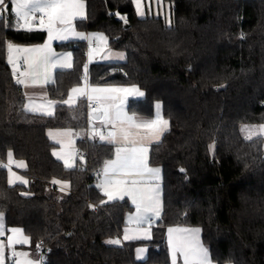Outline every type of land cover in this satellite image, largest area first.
<instances>
[{
    "label": "trees",
    "instance_id": "1",
    "mask_svg": "<svg viewBox=\"0 0 264 264\" xmlns=\"http://www.w3.org/2000/svg\"><path fill=\"white\" fill-rule=\"evenodd\" d=\"M164 1L173 6L172 24L141 19L131 0H86L87 18L76 24L103 32L109 47L127 55L119 65L124 74L110 76L114 65L94 64L91 80L104 81L106 74V81L137 85L145 95L130 100L128 112L150 117L161 103L170 121L149 153L150 165L163 175V212L153 238L119 246L105 241L121 234L133 207L128 199L99 206L103 197L93 175L114 146L81 140L86 162L68 169L52 155L56 145L46 135L87 127L85 101L62 103L84 75L86 43L56 45L72 50L74 67L57 72L49 88L58 102L55 114L30 113L6 45L41 44L46 32L19 28L10 9L0 18V212L7 227L31 236L32 250L45 241L46 264H172L167 229L174 225L200 228L215 264H264V138L247 140L241 131L243 124H264V0ZM116 12L127 15L129 25ZM9 151L26 161L28 186L7 184ZM53 179L68 181L70 190L62 192ZM25 191L32 195L21 197ZM141 244L149 255L139 261Z\"/></svg>",
    "mask_w": 264,
    "mask_h": 264
},
{
    "label": "snow or ice",
    "instance_id": "2",
    "mask_svg": "<svg viewBox=\"0 0 264 264\" xmlns=\"http://www.w3.org/2000/svg\"><path fill=\"white\" fill-rule=\"evenodd\" d=\"M135 12L141 19L146 18L145 8L151 11L152 0H131ZM160 7L161 0H156ZM0 8L7 10L6 0H0ZM10 11L17 18V24L29 32L35 30L45 31L47 40L38 46L23 47L8 42L7 63L12 67V76L17 85L24 89L47 85L53 80V73L57 69H71L73 67V54L57 53L53 41H68L78 39L89 42L88 60L91 62L97 55L104 59H110L111 54H106L108 39L103 33L85 34L76 30L74 22L77 19L84 20L86 16L85 0H11ZM39 14V15H38ZM158 14V13H157ZM115 16L129 25L127 15L116 12ZM169 24L171 21L169 20ZM124 59L121 53L118 57ZM23 61V69L20 62ZM88 64H84L82 83L73 87L68 98L62 103L73 105L80 97H86L89 103V124L91 132L89 139L98 138L99 141L114 146L113 158L103 162L101 170L97 173L100 177L95 187L103 197L99 206L114 201H123L128 198L134 206V213H130L128 223L133 227L124 229V240L151 239L154 220H159L162 212V195L160 188V168H154L149 163V152L153 144H158L168 131L170 121L160 115L161 104L156 103V117L147 121H139L135 114H129L125 110L127 98L130 96L143 97L145 93L138 87H99L89 83ZM28 103L23 105L27 112L39 113L42 116L51 117L54 114L57 101L45 99L37 103L25 92ZM93 104L95 105L93 107ZM98 121L108 128L107 132L95 128ZM259 131L264 133V124L259 126ZM73 135L71 129L53 133L48 136L61 145V150H54L52 155L57 160H62L64 167L71 169L75 166V154L66 150L65 139ZM251 139V135L247 137ZM68 139V145H71ZM215 145L210 146L214 150ZM7 184L27 186L29 181L12 171L13 152L9 151ZM83 161V157H80ZM18 168L26 167L24 161L15 162ZM183 171V170H182ZM54 185H59L64 191L69 187L68 183L61 180H53ZM21 197H28L31 193L25 191L19 193ZM6 199V194H3ZM106 198V199H104ZM96 204H88V208L95 210ZM5 214L0 212V237L5 231L11 234L7 236V242L0 239V264L12 259V264H46L43 255L45 241L41 239L35 244V253L17 251V245H31L32 238L24 234L19 227L5 229L3 221ZM200 228L169 227L168 245L171 251L172 264H177V258L181 257L183 264H213L210 250L200 237ZM107 245L119 246V238L108 239ZM146 250L138 249L139 254Z\"/></svg>",
    "mask_w": 264,
    "mask_h": 264
},
{
    "label": "crops",
    "instance_id": "3",
    "mask_svg": "<svg viewBox=\"0 0 264 264\" xmlns=\"http://www.w3.org/2000/svg\"><path fill=\"white\" fill-rule=\"evenodd\" d=\"M85 4H86V16H87V2H86V0H85ZM6 5H7V10H5L4 8H0V18H3V17H6V15H7V13H8V11H9V9H11V0H6ZM145 11H146V17H156V18H162L163 20H165V22L168 24L169 23V20L171 21V24L173 23V18H174V12H173V6H172V4L170 3V2H166V1H164V0H161V5H160V7H157V4H156V0H152V4H151V11H149L148 9H147V7L145 8ZM158 13V14H157ZM13 15H14V13H13ZM14 22H15V24L18 26V24H17V18L15 17V15H14ZM80 19H77L75 22H74V24H75V27H76V30L78 31V32H82V33H85V34H94V33H99L100 31H89V32H86V31H82V30H80V29H78L77 28V21H79ZM19 27V26H18ZM19 28H21V27H19ZM22 29V28H21ZM24 30V29H23ZM35 30V29H34ZM47 40V33H46V39H45V41ZM44 41V42H45ZM43 42V43H44ZM69 42H72V43H78V42H85L86 43V45H87V59H86V64H88L89 65V68H88V77H89V83L92 85V86H99V87H132V86H136V87H138L137 85H127V84H124V83H122L119 79H114V80H108V81H106V74H104L103 75V79H105L104 81H100V82H97V83H95V82H93L92 80H91V74H90V68H91V66L92 65H94V64H108V65H114L115 67H113V68H111L109 71H110V76H112L113 74H115V73H123L124 74V72H123V70L119 67V65H122V64H124L125 62H126V60H127V55H126V53L124 52V51H121V50H117V49H113V48H111V47H109V43L107 44V49H106V54H111V58L110 59H104L103 58V54L102 55H97V56H95L94 58H93V60L91 61V62H89V60H88V51H89V47H90V45H89V42L88 41H82V40H78V39H70V40H68V41H53L52 42V46H53V48H54V50L57 52V53H67V52H71L72 54H73V52H72V50H70V49H65V50H59L57 47H56V45H60V44H65V43H69ZM43 43H41V44H43ZM15 44V43H14ZM41 44H35V45H20V44H17V45H19V46H23V47H30V46H38V45H41ZM123 54L124 55V59H119L118 57H119V55L120 54ZM11 66V65H10ZM20 67H21V69H23V61H21L20 62ZM73 67H74V55H73ZM73 67L71 68V69H73ZM12 68V67H11ZM71 69H57V70H55L54 71V73H53V80L51 81V82H49L47 85H44V86H42V87H40V86H37V87H34V88H29V89H24L23 88V91H24V95H25V92H27L30 96H31V98H32V100H34L35 102H37V103H40V102H42L44 99H45V97L47 98V99H50V100H55V99H53L51 96H50V93H49V88H50V86L55 82V78H56V73L57 72H59V71H69V70H71ZM81 83H82V79H81V82L78 84V85H76V86H79V85H81ZM76 86H74V87H76ZM73 88V87H72ZM71 88V89H72ZM139 88V87H138ZM71 89L69 90V92H68V94L70 93V91H71ZM140 89V88H139ZM141 91H143L142 89H140ZM144 92V91H143ZM144 97V96H143ZM143 97H136V96H130V97H128L127 98V101H126V105H125V110L128 112V108H127V106H128V102L130 101V100H132V99H142ZM67 98H68V96H67ZM66 98V99H67ZM65 99V100H66ZM55 101H57V100H55ZM80 101H85L86 103H87V98L86 97H80V98H78L77 99V101H76V103L75 104H73V105H67V104H65L66 106H69V107H74V106H76ZM25 103H28V99H27V97H25ZM24 103V104H25ZM57 104H58V102H57ZM57 104H56V106H55V110H54V114H55V111H56V107H57ZM64 104V103H63ZM161 104V103H160ZM87 108H88V106H87ZM88 110V116H87V127H86V129L85 130H80V131H74V130H72V132H73V135L70 137V138H68V139H71V141H72V143H71V145H68V139H65V145L67 146V148H66V150L67 151H69V152H72V153H74L75 154V166L73 167V168H75V167H77L78 165H84L85 164V162H86V158L84 157V155H76V150L79 148V146H78V144H79V142L81 141V140H86V141H97V142H100V143H103V142H101V141H99V139L98 138H96V139H89V133L91 132V128H90V124H89V109H87ZM30 113H32V112H30ZM129 113V112H128ZM34 114H39V113H34ZM53 114V115H54ZM129 114H131V113H129ZM40 115V114H39ZM52 115V116H53ZM136 115V117H137V119L139 120V121H147V120H150V119H155V117H156V108H155V110H154V114H153V116H150V117H147V116H143V115H139V114H135ZM160 115L164 118V116H163V108H162V104H161V109H160ZM164 119H166V118H164ZM94 126H95V128H97V129H100V130H103V131H105V132H107V130H108V128H106L104 125H102V124H100L98 121H96L95 122V124H94ZM67 129H70V128H59V129H48L47 130V132H46V135H47V137L49 138V140L51 141V142H53L55 145H56V147H55V149L54 150H57V151H59V150H61V145L60 144H57L56 142H55V140H53L52 138H50L49 136H48V132L51 130L53 133H56V132H58V131H63V130H67ZM170 130V126H169V129H168V131ZM167 131V132H168ZM166 132V133H167ZM165 133V134H166ZM164 134V135H165ZM164 137V136H163ZM162 137V138H163ZM162 138H161V140H162ZM160 140V141H161ZM104 144H106V143H104ZM154 145V144H153ZM150 153V152H149ZM83 157V161H81V159H80V157ZM56 158V157H55ZM111 158H113V156L111 157ZM110 159V158H109ZM13 161H14V163H13V165H12V171L13 172H15V173H17L18 175H21V176H23V177H25L28 181H29V183H30V180H29V178L26 176V174H25V172H26V170H27V163H26V161L25 160H22V161H24V163H25V165H26V167H24V168H18V167H16L15 166V162H17V161H21V159H16L15 157H14V154H13ZM60 161H62V160H60ZM63 162V161H62ZM8 164V158H7V160H6V162H5V165H7ZM151 167H154V168H157L156 166H152V165H150ZM100 168H102V166L100 167ZM158 168H160V167H158ZM6 169H7V167H6ZM7 172H8V169H7ZM8 174V173H7ZM162 178H163V175H162V171H161V173H160V181H159V183H160V188H161V195H162V211H163V190H162ZM99 179H100V177L99 178H97L96 179V183H98L99 182ZM53 180H61V179H53ZM52 180V181H53ZM61 181H64V180H61ZM65 182H67L68 183V185H69V187L67 188V189H65L64 191H62V192H68L69 190H70V183L68 182V181H65ZM52 183V182H51ZM53 184V183H52ZM17 185H19V184H17ZM29 185V184H28ZM27 185V186H28ZM54 185V184H53ZM58 189H60V186L59 185H55ZM125 199H128V198H125ZM128 201L131 203V201L128 199ZM133 208H132V210L126 215V218H125V221H126V224H125V226H124V228H123V231L121 232V234L120 235H118L117 237H115V238H119L120 240H121V244L120 245H124V244H126V243H128V242H136V241H150L152 238H153V230H154V225H155V223L158 221V220H154L153 221V225H152V229H151V232H152V238L151 239H132V240H124L123 239V236H124V229L126 228V227H128V228H131V227H133L132 225H130L129 223H128V217H129V214L130 213H134V211H135V209H134V206H132ZM162 213V212H161ZM4 220H5V222L3 221V224H4V226H6L5 227V229H8V228H12V227H7V224H6V219L4 218ZM6 224V225H5ZM170 227H181V228H195V227H188V226H179V225H174V226H170ZM169 228V227H168ZM22 229V228H21ZM11 233L10 232H7V231H5V235L3 236V237H1L4 241H5V243L7 242V236L8 235H10ZM24 234H25V232H24ZM26 235V234H25ZM167 236H168V232H167ZM200 237H201V240H202V234L200 233ZM114 238V239H115ZM203 242V241H202ZM204 244V243H203ZM31 245H17L16 246V250H18V251H26V252H29V253H31V254H34L35 253V250H32L31 248ZM141 248H143V249H145L146 251L145 252H143V253H140L139 254V258H138V252H137V250L138 249H141ZM148 255H149V247L147 246V245H144V244H141V245H138L137 247H136V249H135V258H136V260H139V261H141V260H145L147 257H148ZM170 256H171V251H170ZM171 261H172V256H171ZM179 261L180 262H182L183 263V260H182V258L181 257H178L177 258V263H179ZM214 263V262H213ZM6 264H12V261L10 260V259H8L7 261H6Z\"/></svg>",
    "mask_w": 264,
    "mask_h": 264
},
{
    "label": "rangeland",
    "instance_id": "4",
    "mask_svg": "<svg viewBox=\"0 0 264 264\" xmlns=\"http://www.w3.org/2000/svg\"><path fill=\"white\" fill-rule=\"evenodd\" d=\"M169 24V23H168ZM99 33H103V32H99ZM104 34V33H103ZM105 35V34H104ZM106 36V35H105ZM107 37V36H106ZM108 39V38H107ZM262 125V124H243L241 126V131H242V135L245 139L247 140H251L253 138H256V137H259V136H262L264 138V133H261L259 131V126ZM251 135V139H248L247 137ZM131 204V203H130ZM132 205V204H131ZM133 206V205H132ZM163 212V211H162ZM162 214V213H161ZM5 222V220H4ZM6 225V224H5ZM6 227V226H4ZM0 239H2L0 237ZM5 242V241H4ZM18 251V250H17ZM45 258V256H44ZM9 259L12 261V259L10 258V255H9ZM177 264H183L182 262L179 261V263ZM215 264V263H213Z\"/></svg>",
    "mask_w": 264,
    "mask_h": 264
},
{
    "label": "built area",
    "instance_id": "5",
    "mask_svg": "<svg viewBox=\"0 0 264 264\" xmlns=\"http://www.w3.org/2000/svg\"><path fill=\"white\" fill-rule=\"evenodd\" d=\"M39 15V14H38ZM89 101L87 100V106H88V109H89V111H90V108H89ZM95 105L93 104V107H94ZM76 155H84L83 154V152L81 151V149L80 148H78L77 150H76ZM101 170V168H98V169H96L94 172H93V175H94V177L97 179V178H99L98 176H97V173L99 172ZM46 252H48V251H45V249H43V255L44 254H46Z\"/></svg>",
    "mask_w": 264,
    "mask_h": 264
}]
</instances>
